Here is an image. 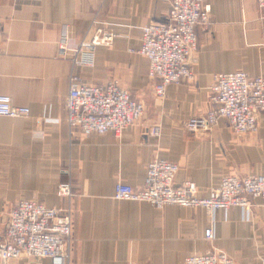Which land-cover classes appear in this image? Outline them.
<instances>
[{
    "label": "crops",
    "instance_id": "obj_1",
    "mask_svg": "<svg viewBox=\"0 0 264 264\" xmlns=\"http://www.w3.org/2000/svg\"><path fill=\"white\" fill-rule=\"evenodd\" d=\"M171 0H0V94L27 106L25 117L0 116V240L8 213L21 198L71 207L72 241L67 264H185L191 254L215 247L235 264H261L264 204L234 206L211 214L203 207L167 205L113 197L118 180L144 184L154 157L177 162V181L196 182L199 197L229 174H264V112L258 130L238 134L224 118L207 133H193L186 120L212 107L213 74L244 70L264 76V20L258 0H208L209 23L199 25V48L191 80L169 84L159 98L149 77V59L137 50L142 28L167 18ZM96 25L115 34L96 48L92 66H77L59 48L67 34L76 47ZM90 84L116 80L145 105L137 123L121 135H83L70 130L66 100L70 74ZM51 118V122H43ZM158 124L162 134H149ZM72 183L60 198L58 184ZM213 226L215 239L205 238ZM0 264H3L0 258ZM9 264H53L20 258Z\"/></svg>",
    "mask_w": 264,
    "mask_h": 264
},
{
    "label": "built area",
    "instance_id": "obj_2",
    "mask_svg": "<svg viewBox=\"0 0 264 264\" xmlns=\"http://www.w3.org/2000/svg\"><path fill=\"white\" fill-rule=\"evenodd\" d=\"M264 20V0H258ZM211 4L208 0H171L167 18L153 21L142 28L139 52L149 59V77L154 80L155 93L163 98L169 84L191 80L193 64L199 48L197 27L209 23ZM4 18L0 16V35ZM115 34L103 25H96L90 36L76 47L69 46L67 34L59 40L64 55L69 53L77 66H92L96 48L110 45ZM212 107L204 114H194L186 122L193 133L210 132L219 119L238 134L258 130L259 115L264 112V76H250L244 70L217 72L210 86ZM145 105L129 89L116 80L103 84L85 82L77 73L70 74L66 100L65 120L70 130L83 135L104 134L109 131L121 135L123 130L141 120ZM27 106L15 105L8 94H0V116L25 117ZM43 118V122H51ZM149 134L159 137L162 127L149 126ZM180 166L177 162L154 157L147 166L142 186H133L118 180L113 197L119 200L148 202L157 208L167 205L203 207L210 214L239 206L250 208L252 200L264 204V174L223 176L213 185L209 195L198 196L197 184L191 179L177 181ZM60 198L73 196L72 183L58 184ZM73 210L71 207L47 206L33 198H21L8 213L5 238L0 240V258L3 264L20 258L51 259L53 264H67L72 241ZM208 241L215 239L214 227L205 230ZM264 264V257L260 258ZM186 264H235L226 252L215 247L204 253L187 256Z\"/></svg>",
    "mask_w": 264,
    "mask_h": 264
},
{
    "label": "rangeland",
    "instance_id": "obj_3",
    "mask_svg": "<svg viewBox=\"0 0 264 264\" xmlns=\"http://www.w3.org/2000/svg\"><path fill=\"white\" fill-rule=\"evenodd\" d=\"M133 95V94H132ZM134 96V95H133ZM135 97V96H134ZM136 98V97H135ZM139 100V99H138ZM191 207H195V206H191ZM73 238V236L71 235V239ZM187 258V257H186ZM186 258H185V264H186Z\"/></svg>",
    "mask_w": 264,
    "mask_h": 264
}]
</instances>
